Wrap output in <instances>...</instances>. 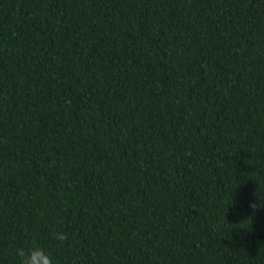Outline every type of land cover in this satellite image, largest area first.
Returning <instances> with one entry per match:
<instances>
[{
    "label": "trees",
    "instance_id": "16d2710c",
    "mask_svg": "<svg viewBox=\"0 0 264 264\" xmlns=\"http://www.w3.org/2000/svg\"><path fill=\"white\" fill-rule=\"evenodd\" d=\"M34 243L264 264V0H0V264Z\"/></svg>",
    "mask_w": 264,
    "mask_h": 264
},
{
    "label": "clouds",
    "instance_id": "9594fccd",
    "mask_svg": "<svg viewBox=\"0 0 264 264\" xmlns=\"http://www.w3.org/2000/svg\"><path fill=\"white\" fill-rule=\"evenodd\" d=\"M250 207L256 209L258 205L252 203ZM51 238L57 242H63L68 239V236L65 232L54 229L51 232ZM15 254L19 258V264H53V257L50 252L38 243H34L27 249L19 247Z\"/></svg>",
    "mask_w": 264,
    "mask_h": 264
}]
</instances>
